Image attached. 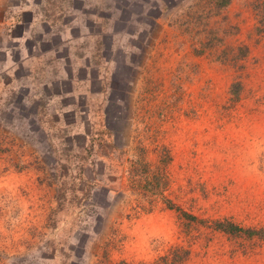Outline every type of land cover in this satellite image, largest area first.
Masks as SVG:
<instances>
[{"label":"rangeland","instance_id":"374dc122","mask_svg":"<svg viewBox=\"0 0 264 264\" xmlns=\"http://www.w3.org/2000/svg\"><path fill=\"white\" fill-rule=\"evenodd\" d=\"M218 222L264 228V0H0V264H264Z\"/></svg>","mask_w":264,"mask_h":264},{"label":"trees","instance_id":"16d2710c","mask_svg":"<svg viewBox=\"0 0 264 264\" xmlns=\"http://www.w3.org/2000/svg\"><path fill=\"white\" fill-rule=\"evenodd\" d=\"M236 87H232L231 88V92L233 93V95L235 97H238L239 95V89H240V85L238 83H236L235 85ZM219 226V228H223L226 231H230V232H246L248 235L251 234H258L261 238H264V228L258 229V230H254V229H249V228H243L240 227L238 225H236L235 223H231V222H218L217 223Z\"/></svg>","mask_w":264,"mask_h":264}]
</instances>
